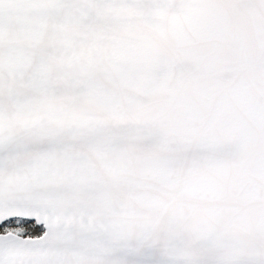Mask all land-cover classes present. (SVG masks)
<instances>
[{
    "label": "snow or ice",
    "instance_id": "snow-or-ice-1",
    "mask_svg": "<svg viewBox=\"0 0 264 264\" xmlns=\"http://www.w3.org/2000/svg\"><path fill=\"white\" fill-rule=\"evenodd\" d=\"M0 264H264V0H0Z\"/></svg>",
    "mask_w": 264,
    "mask_h": 264
}]
</instances>
